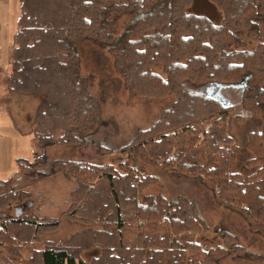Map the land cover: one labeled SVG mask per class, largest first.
Here are the masks:
<instances>
[{
    "label": "trees",
    "instance_id": "1",
    "mask_svg": "<svg viewBox=\"0 0 264 264\" xmlns=\"http://www.w3.org/2000/svg\"><path fill=\"white\" fill-rule=\"evenodd\" d=\"M208 1L224 13L218 26L188 14L192 0L21 1L6 88L10 95L38 100L32 131L41 147H83L84 138L99 127V105L81 77L80 50L86 42L109 47L133 95L178 100L120 150L124 156L118 166L53 163L54 174L77 185L67 215L92 227L85 233L91 241L76 246L42 241L61 222L15 214L0 219V247L11 258L24 264H223L233 254L236 260L254 258L236 235L208 226L199 205L188 197L145 194L161 180L141 164L197 180L264 238V42L252 50H231L243 33L260 40L264 0ZM127 14H134L133 21L113 37L106 30L110 18ZM247 77L241 107L262 125L248 134L252 157L244 175L234 171L239 146L233 133L234 123L243 118L235 108L184 86L218 83L226 86L222 93L226 88L238 92ZM30 167L20 164L18 173L31 175ZM11 181L0 184V211L24 195L8 187ZM206 240L219 242L210 246ZM39 243L43 247L36 249ZM89 252L97 255L87 261Z\"/></svg>",
    "mask_w": 264,
    "mask_h": 264
},
{
    "label": "rangeland",
    "instance_id": "2",
    "mask_svg": "<svg viewBox=\"0 0 264 264\" xmlns=\"http://www.w3.org/2000/svg\"><path fill=\"white\" fill-rule=\"evenodd\" d=\"M22 0H0V184L12 180L8 185L16 192L24 194L11 209L0 211V219L12 217L19 210V215H32L39 219H58L61 226L57 231L47 233L42 241L63 242L76 246L78 243L91 241L93 237L85 234L92 227L73 222L67 215L72 205L71 194L77 185L68 181L62 174L53 173L56 161L89 162L98 165L122 162L120 150L128 146L142 131L150 129L178 100L177 96L163 99L139 98L126 87L124 80L116 71L113 55L107 46L86 42L80 50L81 77L85 80L100 109L99 127L95 133L84 138L83 147H60L58 145L41 147L33 133L32 122L35 117L38 100L30 96L10 95L6 80L11 71V54L14 36L18 28ZM124 2L127 0H123ZM141 2V0H131ZM187 13L208 18L213 24L220 25L224 19L223 11L208 0H192ZM134 14H127L118 19L110 18L106 30L115 38L122 35L133 21ZM260 40L241 34V41L231 50H252L264 42V23L260 25ZM157 72L161 73L159 68ZM241 86V85H240ZM221 92L229 100L243 123H234L233 133L239 146L234 171L248 174L246 161L251 158L246 143L248 134L260 129L262 120L254 117L241 107L243 92ZM209 86L198 87L186 83L187 91H202ZM264 88V85H263ZM44 156L36 165L33 161ZM20 164L31 165V175L19 174ZM147 174L160 178L161 184L151 186L146 195H164L170 199L185 196L196 202L208 226L221 228L239 238L240 244L248 254L234 258V254L225 258L223 264H264V238L254 233L245 219L236 212L219 205L211 191L200 182L177 176L166 175L152 165H143ZM207 245H214L219 240H206ZM41 249V243L34 245ZM26 255V253H25ZM97 255L86 253L89 261ZM24 257V256H23ZM23 259V258H22ZM0 264H24V260L11 258L0 247Z\"/></svg>",
    "mask_w": 264,
    "mask_h": 264
},
{
    "label": "water",
    "instance_id": "3",
    "mask_svg": "<svg viewBox=\"0 0 264 264\" xmlns=\"http://www.w3.org/2000/svg\"><path fill=\"white\" fill-rule=\"evenodd\" d=\"M248 77L245 78L240 86L242 92H244L245 87L248 85ZM225 85L222 84H212L206 90H204L203 94L206 96L212 98L213 100L219 101L220 103L224 104L227 107H233L234 104H232L229 100L223 98L221 95V91L223 88H225ZM16 216H19V210L16 211Z\"/></svg>",
    "mask_w": 264,
    "mask_h": 264
}]
</instances>
